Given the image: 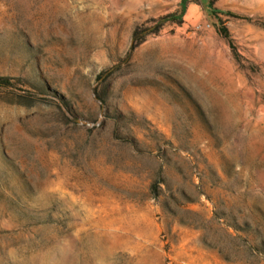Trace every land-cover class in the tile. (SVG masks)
I'll return each mask as SVG.
<instances>
[{"label": "rangeland", "instance_id": "obj_1", "mask_svg": "<svg viewBox=\"0 0 264 264\" xmlns=\"http://www.w3.org/2000/svg\"><path fill=\"white\" fill-rule=\"evenodd\" d=\"M0 264H264V0H0Z\"/></svg>", "mask_w": 264, "mask_h": 264}, {"label": "trees", "instance_id": "obj_2", "mask_svg": "<svg viewBox=\"0 0 264 264\" xmlns=\"http://www.w3.org/2000/svg\"><path fill=\"white\" fill-rule=\"evenodd\" d=\"M2 81V80H1Z\"/></svg>", "mask_w": 264, "mask_h": 264}]
</instances>
